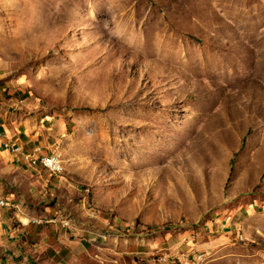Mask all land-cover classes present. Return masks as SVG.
I'll return each instance as SVG.
<instances>
[{
  "label": "rangeland",
  "instance_id": "1",
  "mask_svg": "<svg viewBox=\"0 0 264 264\" xmlns=\"http://www.w3.org/2000/svg\"><path fill=\"white\" fill-rule=\"evenodd\" d=\"M0 48L63 183L0 264H264V0H0Z\"/></svg>",
  "mask_w": 264,
  "mask_h": 264
},
{
  "label": "crops",
  "instance_id": "2",
  "mask_svg": "<svg viewBox=\"0 0 264 264\" xmlns=\"http://www.w3.org/2000/svg\"><path fill=\"white\" fill-rule=\"evenodd\" d=\"M7 66L8 62L2 56L0 48V200L8 203V206L0 207V249L5 251L3 257L7 260L14 261L11 257L23 256L24 260L20 258L19 262L31 261V257L37 255L31 247H40L39 237H36L39 230L35 227L39 214L42 211L49 212L50 208H53L55 213L58 210L56 205L34 206L35 197L48 195L49 198H54L53 193L61 188L63 183L58 180V176L39 166H31V158L25 156H33L36 147H41L43 153L47 154L46 150L51 148L49 140L54 124L50 123L52 115L49 116L30 94L25 93L28 85L20 78L10 77L6 73ZM6 143L10 147H18L20 153L14 154L4 149ZM45 174L56 179L54 191L49 189L48 182L42 180ZM58 219L59 217L51 219L46 216L45 223L50 224ZM21 235L24 250H20L18 246L20 241L17 239ZM60 251L61 249L53 251V255Z\"/></svg>",
  "mask_w": 264,
  "mask_h": 264
},
{
  "label": "bare ground",
  "instance_id": "3",
  "mask_svg": "<svg viewBox=\"0 0 264 264\" xmlns=\"http://www.w3.org/2000/svg\"><path fill=\"white\" fill-rule=\"evenodd\" d=\"M5 148H8L7 145H4ZM14 153H20V149L16 148L13 149ZM37 152H39V150H37ZM43 156V155H42ZM35 159V158H34ZM41 159V158H40ZM39 159V160H40ZM58 159V158H57ZM37 160V159H36ZM59 160V159H58ZM39 162V161H38ZM37 162V163H38ZM42 163L43 166L48 169L49 171L53 172V173H58L61 171V166L60 163L57 160H54L52 158H43L42 159ZM49 163V164H48ZM31 165H35L36 166V161L32 160L31 161ZM0 205H5L3 200H0Z\"/></svg>",
  "mask_w": 264,
  "mask_h": 264
},
{
  "label": "trees",
  "instance_id": "4",
  "mask_svg": "<svg viewBox=\"0 0 264 264\" xmlns=\"http://www.w3.org/2000/svg\"><path fill=\"white\" fill-rule=\"evenodd\" d=\"M25 93H26V94H29V92H28V91H25Z\"/></svg>",
  "mask_w": 264,
  "mask_h": 264
},
{
  "label": "built area",
  "instance_id": "5",
  "mask_svg": "<svg viewBox=\"0 0 264 264\" xmlns=\"http://www.w3.org/2000/svg\"><path fill=\"white\" fill-rule=\"evenodd\" d=\"M49 164V163H48ZM2 207H6L5 205H2Z\"/></svg>",
  "mask_w": 264,
  "mask_h": 264
}]
</instances>
